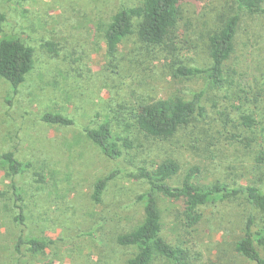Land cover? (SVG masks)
Returning a JSON list of instances; mask_svg holds the SVG:
<instances>
[{"label": "rangeland", "instance_id": "1", "mask_svg": "<svg viewBox=\"0 0 264 264\" xmlns=\"http://www.w3.org/2000/svg\"><path fill=\"white\" fill-rule=\"evenodd\" d=\"M141 1L0 0V13L6 15L0 41L17 37L36 51L35 68L18 89L0 77V158L14 152L33 164L31 172L15 178L0 166V264H128L134 249L119 246L117 238L142 222L139 197L147 190L133 175L137 167L151 168L167 157L182 167L172 186H181L186 174L198 168L195 181L201 185L238 182L264 189V163L259 162L264 14L241 13L235 54L226 65L234 85L211 89L206 77H174V63L211 66L209 37L237 13L235 1L188 0L170 48L148 47L134 34L112 61L101 26L123 6ZM46 42L56 44L58 55L43 48ZM202 90L207 91L206 116L193 122L179 143L163 145L138 136L130 156L113 160L83 135L85 127L113 118L120 105L126 104L124 114L142 99H188ZM46 112L70 116L76 125L45 124L41 117ZM248 112L257 120L252 131L241 126V116ZM118 169L123 173L110 183L103 201L95 203V182ZM35 171L45 175L44 182L35 181ZM14 184L23 201H18ZM161 209L164 235L189 250L194 264H255L235 249L247 220L257 214L245 200L203 207V220L194 229L177 218L179 207L173 201L163 200ZM21 212L24 223L17 220ZM260 226L257 221L256 230ZM28 237L48 238L53 244L44 256L34 257L26 245L17 248Z\"/></svg>", "mask_w": 264, "mask_h": 264}, {"label": "trees", "instance_id": "2", "mask_svg": "<svg viewBox=\"0 0 264 264\" xmlns=\"http://www.w3.org/2000/svg\"><path fill=\"white\" fill-rule=\"evenodd\" d=\"M187 1L142 0L137 6L120 8L109 24L101 26L107 56L115 61L121 45L134 34H137L140 42L148 47L170 48L174 33L182 19V7ZM234 1L237 4V13L228 16L223 28L209 37L211 66L203 69L177 62L174 63V77L182 79L206 77L208 87L211 89L234 85L231 80V69H226V65L235 54L241 13L264 14V0ZM5 21L6 15L0 13V33ZM43 48L58 55V48L53 42L44 43ZM35 53V48L22 39L3 37L0 41V77L18 89L35 68ZM206 92V90L195 92L188 99L183 97L142 99L124 114L121 110L127 108L126 104L120 105V111L115 112L113 118L106 116L98 126L85 127L83 135L113 160L130 156V152L136 148L135 141L138 136H143L148 141L161 142L163 145L179 143V136L186 135V130L193 122L206 116L207 110L204 105ZM41 122L67 128L76 125L75 119L60 112L44 113ZM241 126L249 131L254 130L257 127L254 114L244 113L241 116ZM259 153V162L264 163V143ZM0 166L9 178L24 175L33 169L32 163L18 159L14 152L2 155ZM181 171L180 162L172 156L160 163L157 162L151 168L146 165L137 167L133 177L147 185L146 192L139 197V201L144 203V218L137 227L120 234L117 238L119 246L134 249L128 264H155L157 260H167L169 264H194L189 250L171 244L164 235L165 222L161 209L163 200L173 201L179 207L177 218L184 221L186 228L194 229L203 220V207L241 199L245 200L257 214L251 215L247 220L244 236L237 241L235 249L255 264H264V255L259 249H264V189L254 184L241 185L238 182L230 184L218 181L210 185H201L195 181L199 174L198 168L186 174L181 186H172L171 180L180 176ZM122 173L123 169H118L96 181L92 200L97 204L101 203L110 183ZM34 176L38 183L45 181V175L41 171H35ZM14 190L18 201H23L21 190L15 184ZM258 214L260 217L257 220ZM17 220L25 222L23 212ZM257 221L261 223L258 230ZM52 244L53 241L48 238L28 237L21 238L17 248L21 251V247L26 245L32 256L41 257Z\"/></svg>", "mask_w": 264, "mask_h": 264}]
</instances>
